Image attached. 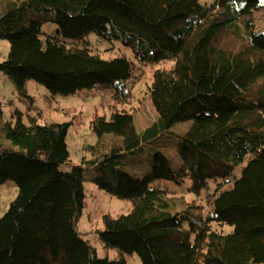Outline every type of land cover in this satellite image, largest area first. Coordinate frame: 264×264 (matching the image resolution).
I'll return each mask as SVG.
<instances>
[{
	"label": "trees",
	"instance_id": "obj_1",
	"mask_svg": "<svg viewBox=\"0 0 264 264\" xmlns=\"http://www.w3.org/2000/svg\"><path fill=\"white\" fill-rule=\"evenodd\" d=\"M260 7V0H0V40L10 43L0 71L26 103L7 117L0 99V187L18 189L0 217V264H127L99 257L78 230L86 181L132 203L125 213L102 214L106 247L137 253L143 264H264V30L251 18ZM46 24L56 30L43 31ZM91 33L122 43L134 59L65 43ZM160 63L148 88L158 116L141 124L129 107L139 69ZM29 79L52 95L106 93L88 121L91 158L72 162L74 121L30 114ZM177 123H187L177 168L158 149L144 177L123 172L129 154ZM239 165L240 176L228 180ZM187 179L195 192L216 182L206 217L190 206L174 210L164 184Z\"/></svg>",
	"mask_w": 264,
	"mask_h": 264
},
{
	"label": "rangeland",
	"instance_id": "obj_2",
	"mask_svg": "<svg viewBox=\"0 0 264 264\" xmlns=\"http://www.w3.org/2000/svg\"><path fill=\"white\" fill-rule=\"evenodd\" d=\"M216 0H202L204 4H212ZM261 7L256 10L251 18L257 30H264V0H260ZM56 30L55 25L46 24L43 31L52 32ZM65 43L72 49H90L94 52L101 53L104 57L111 58L119 55H126L133 58L132 50L125 47L122 43L115 39L101 37L97 33H91L81 40L65 39ZM10 43L8 40H0V56L1 59H6L9 52ZM134 59V58H133ZM163 66V63L155 66L143 65L140 67V74H143V80L140 81L133 90V96L129 102V107L134 108L139 112L140 123L146 124L153 119H157L158 112L153 104L151 94L149 92L150 76L155 67ZM150 82V83H149ZM26 89L29 95L34 98L35 107L30 114L41 116L44 120L55 121H74L70 134L68 135V142L70 144V151L72 153V162L74 164H82L83 158H91L92 153L85 150L87 144H95V139L88 128V121L90 114L96 109L100 108L99 103L105 96V92L97 89L82 90L76 94L61 96L52 95L51 92L43 85L33 79L26 81ZM0 99L5 105L6 116L13 114L15 108L21 109L22 112L26 110V103L21 98V95L16 90V86L11 78L0 71ZM67 107H75L68 108ZM68 115V116H66ZM24 121H27V116L24 115ZM79 121V122H78ZM181 126L186 124L177 123L170 130L166 131L153 143H146L136 153L129 154L128 158L119 166L128 175L138 178L145 176L154 165V153L156 150H162L168 156L175 167L177 168L181 162L179 154L176 149L180 133L184 132ZM73 132V133H72ZM80 132V133H79ZM78 133V134H77ZM246 160L245 163H247ZM241 174V165L237 166L233 175L228 178L233 179L239 177ZM87 192V206L84 209L82 219L79 223L78 230L82 237L88 240L95 248L97 255L101 258H109L111 260L124 257L127 264H143L140 256L137 253L122 254L118 248L106 247L99 238L98 230L102 228L101 216L104 212L111 213H125L132 209V203L129 200L120 199L111 195L104 190L98 188L97 185L91 181H86ZM190 179H187L182 184L170 182L164 184L167 188V195L173 198V205L175 211H181L186 207H192V210L201 214L203 217L208 213V197L214 192L217 187L216 182H211L208 187L203 188L199 192H195L191 187ZM18 189L16 185L3 183L0 187V217H2L11 202L17 195ZM224 231L231 230L228 226H218Z\"/></svg>",
	"mask_w": 264,
	"mask_h": 264
}]
</instances>
